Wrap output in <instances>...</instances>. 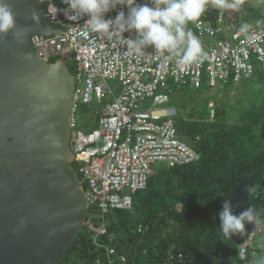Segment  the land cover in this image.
<instances>
[{
	"label": "built area",
	"instance_id": "2783aa9c",
	"mask_svg": "<svg viewBox=\"0 0 264 264\" xmlns=\"http://www.w3.org/2000/svg\"><path fill=\"white\" fill-rule=\"evenodd\" d=\"M136 2L143 4L146 0ZM54 3L58 8L65 7L62 0ZM208 8L201 18L203 22L188 25L200 39L205 55L183 68L177 66L175 59L154 54L152 48L145 49V54H130L119 37L92 33L84 25L86 17L69 21L62 12L50 15L52 25L59 31L33 42L32 51L40 60H62L69 53L73 56L69 145L88 210L99 215H90L85 223L92 243L104 250L105 264L128 262L125 254H117L115 247L99 238L105 235L109 242L115 239L114 234L108 233L105 217L112 211L132 208L134 196L146 189L154 173L151 164L163 162L174 167L199 158L196 151L177 137L174 120L178 109L170 104V83L192 89H198L203 82L208 87L239 84L253 76L254 63L264 70V24H250L249 31L241 33L233 10L219 14L211 4ZM119 10L127 11L126 7L118 6L105 19H114ZM124 37L135 39L136 34L126 32ZM107 80H116L118 85L109 87ZM108 97L110 100L106 101ZM91 102L98 105L91 112L95 127L83 131L75 114L86 111ZM208 106L212 116L214 109L211 104ZM146 230L141 224L136 228L138 234ZM260 232L257 227L238 245L239 261L247 260L249 245ZM100 262L97 258L95 264ZM163 264L197 263L187 250L169 248Z\"/></svg>",
	"mask_w": 264,
	"mask_h": 264
},
{
	"label": "water",
	"instance_id": "95a60500",
	"mask_svg": "<svg viewBox=\"0 0 264 264\" xmlns=\"http://www.w3.org/2000/svg\"><path fill=\"white\" fill-rule=\"evenodd\" d=\"M9 2L19 35L0 34V264H60L88 213L69 145L73 74L62 60L43 61L32 51L33 42L59 31L48 4ZM263 174L264 165L238 174L239 184L228 197L234 214L259 209L248 197ZM215 225L220 227L219 216ZM254 228L246 224L245 232L230 240L239 245ZM186 249L197 264H234L221 239L216 240L213 260L189 245Z\"/></svg>",
	"mask_w": 264,
	"mask_h": 264
},
{
	"label": "trees",
	"instance_id": "16d2710c",
	"mask_svg": "<svg viewBox=\"0 0 264 264\" xmlns=\"http://www.w3.org/2000/svg\"><path fill=\"white\" fill-rule=\"evenodd\" d=\"M246 5L243 0L239 10L232 12L239 25L247 22L246 15L239 19L240 12L252 10ZM261 10L251 11L254 24L264 21ZM62 60L73 74L72 54L64 55ZM242 83L248 89L239 97L240 107L236 112L232 106L213 104L212 116L210 98L198 95L207 86L204 82L198 89L170 83V104L178 109L174 120L177 137L196 151L199 158L186 165L165 164L153 169L146 189L134 196L132 208L112 211L105 217L108 233L114 234L115 239L109 242L103 235L99 240L115 247L117 254H125L127 264H163L169 248L186 251L187 245L213 256L217 239L227 244L234 264L246 261L250 264L249 257L244 262L237 259L238 245L224 238L215 225L223 200L239 184L238 174L253 172L264 165V70ZM255 83L259 84L258 88ZM72 165L77 170L76 164ZM263 198L264 174L253 183L248 197L249 203L259 204V212L264 215ZM139 224L147 227L145 233H137ZM171 234L175 237L172 241ZM104 255V250L92 243L85 225L60 264H95L97 258L105 264Z\"/></svg>",
	"mask_w": 264,
	"mask_h": 264
},
{
	"label": "clouds",
	"instance_id": "9594fccd",
	"mask_svg": "<svg viewBox=\"0 0 264 264\" xmlns=\"http://www.w3.org/2000/svg\"><path fill=\"white\" fill-rule=\"evenodd\" d=\"M45 2L49 15L62 12L69 21L86 17L84 25L90 32L119 37L130 54H145V49L152 48L154 54L167 60L175 59L177 66L183 68L205 55L200 39L188 25L203 22L201 18L209 10V4L221 14L225 10H239L243 0H146L143 4L136 0H62L63 8H58L54 0ZM118 6L126 7L127 11L119 10L114 19H105ZM32 16L34 20L38 19L39 13L33 11ZM250 28V24L243 23L239 32L247 33ZM15 29L16 15L12 4L9 0H0V34L13 31V35L18 36ZM126 32H134L136 38H125ZM217 215L220 220L218 229L227 239L244 233L246 224L254 225L253 231L257 227L264 229V215L259 209L248 207L236 215L230 199L223 200L222 210ZM258 247L264 249V242ZM250 264H264V254H257Z\"/></svg>",
	"mask_w": 264,
	"mask_h": 264
},
{
	"label": "rangeland",
	"instance_id": "374dc122",
	"mask_svg": "<svg viewBox=\"0 0 264 264\" xmlns=\"http://www.w3.org/2000/svg\"><path fill=\"white\" fill-rule=\"evenodd\" d=\"M246 2H247L246 7L247 8L251 7L252 10L241 11L239 19H241L242 17H244L246 15L247 16V19H246L247 22L246 23L249 24V22L250 23L254 22V20H253L254 17L252 15L253 14L252 12L254 10H261L262 9L261 12L264 14V9L262 8L264 0H246ZM259 70L260 69L258 68L257 63H254V71H255L254 73L257 74V71H259ZM244 83H246V82H244ZM107 85L109 87L114 88L115 85H118V82L116 80H107ZM233 85H234V83H232V85H227V84L217 85L215 87L206 86L203 91H200L198 93V95H203V96L205 95V96H207V98H210L209 104H211L212 107H213V104H215V105L219 104L220 106H225V107L226 106H232L231 109L232 110L235 109V112H236V110L240 107L239 106V102H240L239 97L241 95H243L244 93H246L248 88L243 87V83L242 84L239 83V84H236L234 86ZM250 85L251 84L248 85L249 88H250ZM254 85L257 88L259 87V84H257V83H255ZM244 86H246V85H244ZM252 88H254V86H252ZM115 92H117V90H115ZM109 100H110V98L108 97L106 99V101H109ZM97 107H98L97 104H94L93 102H91L88 105V107L86 108V111L80 110L78 113L75 114V118L77 120V123L83 131H86L87 129H93L95 127L94 122H92L91 112H92L93 108H97ZM141 108H145V104H141ZM164 165L165 164L163 162H153L151 164V167H152V169H158ZM88 215L89 216L90 215L96 216V217L99 216L97 213H94V212H89ZM174 238L175 237L173 236V234H171L170 235L171 241ZM261 242H264V229H261V232L258 233L254 237L253 241L249 245V248H248L249 249V254H248L249 262L257 254H264V249H260L258 247V244ZM246 263H247V261L244 264H246Z\"/></svg>",
	"mask_w": 264,
	"mask_h": 264
},
{
	"label": "bare ground",
	"instance_id": "6f19581e",
	"mask_svg": "<svg viewBox=\"0 0 264 264\" xmlns=\"http://www.w3.org/2000/svg\"><path fill=\"white\" fill-rule=\"evenodd\" d=\"M54 28L57 30V28H56V27H54ZM55 32H56V31H55ZM55 32H54V33H55ZM54 33H53V34H54ZM72 164H73V163H72ZM84 225H87V223H84ZM236 255H237V252H236Z\"/></svg>",
	"mask_w": 264,
	"mask_h": 264
},
{
	"label": "crops",
	"instance_id": "0c3cea01",
	"mask_svg": "<svg viewBox=\"0 0 264 264\" xmlns=\"http://www.w3.org/2000/svg\"><path fill=\"white\" fill-rule=\"evenodd\" d=\"M237 22H239V21H237ZM249 24H254V22H252V23L249 22ZM262 24H264V23H262ZM254 25H257V24H254Z\"/></svg>",
	"mask_w": 264,
	"mask_h": 264
},
{
	"label": "flooded vegetation",
	"instance_id": "af4514ba",
	"mask_svg": "<svg viewBox=\"0 0 264 264\" xmlns=\"http://www.w3.org/2000/svg\"><path fill=\"white\" fill-rule=\"evenodd\" d=\"M208 257L213 260L214 255L213 256H208Z\"/></svg>",
	"mask_w": 264,
	"mask_h": 264
}]
</instances>
